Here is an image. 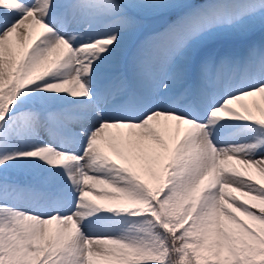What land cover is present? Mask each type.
Instances as JSON below:
<instances>
[{
    "label": "snow or ice",
    "instance_id": "snow-or-ice-1",
    "mask_svg": "<svg viewBox=\"0 0 264 264\" xmlns=\"http://www.w3.org/2000/svg\"><path fill=\"white\" fill-rule=\"evenodd\" d=\"M257 31L264 0H0V264H264Z\"/></svg>",
    "mask_w": 264,
    "mask_h": 264
},
{
    "label": "bare ground",
    "instance_id": "bare-ground-1",
    "mask_svg": "<svg viewBox=\"0 0 264 264\" xmlns=\"http://www.w3.org/2000/svg\"><path fill=\"white\" fill-rule=\"evenodd\" d=\"M254 39H256V40L264 39V32L257 31V33L254 36ZM109 154H110V152H109Z\"/></svg>",
    "mask_w": 264,
    "mask_h": 264
},
{
    "label": "rangeland",
    "instance_id": "rangeland-1",
    "mask_svg": "<svg viewBox=\"0 0 264 264\" xmlns=\"http://www.w3.org/2000/svg\"><path fill=\"white\" fill-rule=\"evenodd\" d=\"M233 107H236L235 105ZM237 167H240V166H237Z\"/></svg>",
    "mask_w": 264,
    "mask_h": 264
}]
</instances>
